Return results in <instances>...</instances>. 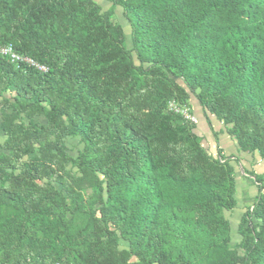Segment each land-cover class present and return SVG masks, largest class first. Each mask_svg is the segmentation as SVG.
<instances>
[{"label": "trees", "instance_id": "1", "mask_svg": "<svg viewBox=\"0 0 264 264\" xmlns=\"http://www.w3.org/2000/svg\"><path fill=\"white\" fill-rule=\"evenodd\" d=\"M105 1L0 0V48L46 67L0 54V264H264L263 175L231 245L238 157L167 109L264 159V0Z\"/></svg>", "mask_w": 264, "mask_h": 264}, {"label": "rangeland", "instance_id": "2", "mask_svg": "<svg viewBox=\"0 0 264 264\" xmlns=\"http://www.w3.org/2000/svg\"><path fill=\"white\" fill-rule=\"evenodd\" d=\"M101 9L104 11L109 7V3L105 0H97ZM115 14L116 19L118 23L122 26L126 36H127V46H129V25L122 17V9L120 7L115 8ZM43 122V118L39 117L35 118V121ZM210 123L211 128H214L216 130L217 136L221 137V133L223 132V128L221 126V131H219L218 128H220V124L216 121V119H212ZM219 126V127H218ZM3 134L0 129V142L3 141ZM203 145L206 147V145L203 143ZM66 146L68 149V153L70 155L75 156L77 153V150L81 148V143L78 141L77 138H69L66 140ZM209 146V152H213V150L210 149ZM215 154V153H214ZM238 162L233 161L232 164L234 166L235 170V183H236V193H235V199H236V206L233 210L226 212V217L230 223V238H231V245H234L236 242L239 241V236L236 232L237 229V223L239 221L240 216L244 212L245 208L249 206L252 203V200L257 194L256 185L250 180L247 175L243 172V170H253L255 173L262 174L264 177V159L260 158L257 154L250 155L247 153L237 152ZM264 180V179H263ZM127 247L126 242L120 241L119 242V248H125Z\"/></svg>", "mask_w": 264, "mask_h": 264}, {"label": "crops", "instance_id": "3", "mask_svg": "<svg viewBox=\"0 0 264 264\" xmlns=\"http://www.w3.org/2000/svg\"><path fill=\"white\" fill-rule=\"evenodd\" d=\"M190 108L192 113L195 114L196 123H195V131L196 133L202 137V144L206 145V148L209 151V146L212 154H216L217 150L221 151V154L224 156L237 155V144L235 140L225 132V128L221 122H219L214 116L208 115L205 117L201 111V108L198 102L193 98L190 101ZM216 119L218 124H220L219 131H221V126L223 128V132L221 133V137H216L217 133L214 128H211L210 123L212 119ZM218 126V127H219ZM232 157V156H231Z\"/></svg>", "mask_w": 264, "mask_h": 264}, {"label": "built area", "instance_id": "4", "mask_svg": "<svg viewBox=\"0 0 264 264\" xmlns=\"http://www.w3.org/2000/svg\"><path fill=\"white\" fill-rule=\"evenodd\" d=\"M0 54L9 58L11 62L25 64L27 66L35 68L39 72H45L46 67L40 63H37L30 57L20 55L13 51L11 45H5L0 48ZM167 109L175 114H179L183 119L189 124L196 123L195 114L192 113V110L189 105H180L175 100H170L167 102Z\"/></svg>", "mask_w": 264, "mask_h": 264}]
</instances>
